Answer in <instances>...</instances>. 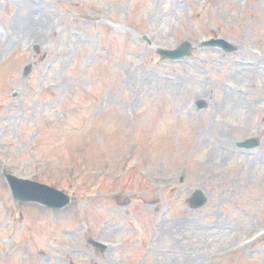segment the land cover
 Listing matches in <instances>:
<instances>
[{
	"label": "rangeland",
	"instance_id": "374dc122",
	"mask_svg": "<svg viewBox=\"0 0 264 264\" xmlns=\"http://www.w3.org/2000/svg\"><path fill=\"white\" fill-rule=\"evenodd\" d=\"M253 53L264 0H0V264H264V76L235 65ZM3 170L71 202H13Z\"/></svg>",
	"mask_w": 264,
	"mask_h": 264
},
{
	"label": "water",
	"instance_id": "95a60500",
	"mask_svg": "<svg viewBox=\"0 0 264 264\" xmlns=\"http://www.w3.org/2000/svg\"><path fill=\"white\" fill-rule=\"evenodd\" d=\"M210 44L223 45V47L226 50H228V51L232 50V46L229 43L224 42L223 40H211ZM189 47H190V44L188 42H183L177 49H175L173 51H161V53L164 54V56H166V57L180 58V57H183L184 55H186V53L189 50ZM28 70H29V67H26L25 72L27 73ZM196 104L198 107H203L205 105L204 101H202V100L197 101ZM255 144L252 141V143H246V147L249 148ZM7 178L11 184V187H13V195L16 199H19L22 201H26V200L42 201V199H43V200L50 201L52 204H55L56 200H55V197L53 195L45 194V192H42L40 190L24 189V188L18 186L17 179L15 177L7 175ZM36 186L39 188H45L47 191L50 190V189H48L44 186H40L38 184ZM60 200L61 199H59V201ZM205 202H206V198L203 196L202 191L197 190L193 194L192 199L190 200V206L192 208H196V207L203 205ZM92 243L96 246L103 247V245H101L98 242L93 241Z\"/></svg>",
	"mask_w": 264,
	"mask_h": 264
},
{
	"label": "bare ground",
	"instance_id": "6f19581e",
	"mask_svg": "<svg viewBox=\"0 0 264 264\" xmlns=\"http://www.w3.org/2000/svg\"><path fill=\"white\" fill-rule=\"evenodd\" d=\"M40 2L41 1H35V2H33V5L39 4ZM26 4H28V3L26 2ZM33 20H34L33 17H31L30 19H27V21H29V22L30 21L33 22ZM253 54L250 55V57L243 58L244 59L243 62H236L235 65L239 66L237 70H240V69L243 68V69H246L248 72L260 73L261 76H264V63H261L258 60V58L255 55V53H253Z\"/></svg>",
	"mask_w": 264,
	"mask_h": 264
}]
</instances>
